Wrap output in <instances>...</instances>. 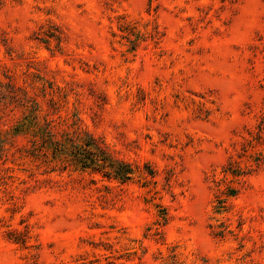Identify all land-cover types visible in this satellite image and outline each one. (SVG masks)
Segmentation results:
<instances>
[{"label":"rangeland","instance_id":"374dc122","mask_svg":"<svg viewBox=\"0 0 264 264\" xmlns=\"http://www.w3.org/2000/svg\"><path fill=\"white\" fill-rule=\"evenodd\" d=\"M0 264H264V0H0Z\"/></svg>","mask_w":264,"mask_h":264},{"label":"trees","instance_id":"16d2710c","mask_svg":"<svg viewBox=\"0 0 264 264\" xmlns=\"http://www.w3.org/2000/svg\"><path fill=\"white\" fill-rule=\"evenodd\" d=\"M94 157L95 155H91L90 154V157ZM90 157H84L83 159H85V160H83L82 162H87V160H89L90 159ZM93 160H97V159H93ZM101 164H99V167L100 168H104V160H101ZM115 172V175L117 176V177H119L120 179H129V175L131 174V169L130 168H128V166L127 165H124V166H122V167H118V168H116V170L114 171Z\"/></svg>","mask_w":264,"mask_h":264}]
</instances>
